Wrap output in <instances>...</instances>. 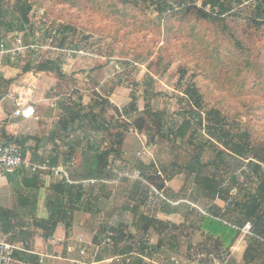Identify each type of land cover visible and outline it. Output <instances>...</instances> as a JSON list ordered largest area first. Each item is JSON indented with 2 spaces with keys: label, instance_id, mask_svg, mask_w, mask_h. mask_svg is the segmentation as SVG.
I'll return each instance as SVG.
<instances>
[{
  "label": "crops",
  "instance_id": "crops-1",
  "mask_svg": "<svg viewBox=\"0 0 264 264\" xmlns=\"http://www.w3.org/2000/svg\"><path fill=\"white\" fill-rule=\"evenodd\" d=\"M38 12L42 13L41 10ZM36 13L34 18L40 14ZM26 25L20 31L5 33L0 30V42L5 44L4 50H0V142H4L3 135H8L13 141L22 143L21 149L28 161L39 163L50 161L54 165L38 169L40 172L36 182V192L22 184L17 186V189H20L18 192L5 174L0 172V207L11 209L15 213L10 220L11 230L7 233L0 231V239L14 246L13 264L125 263L116 260V256H121L120 259L128 258L131 261L128 264H239L242 262L246 247V232L242 229L227 251L228 261L227 259L221 261L216 252L206 253L205 250L209 249L208 245L211 241H204V236L199 235V238L193 242L191 241L193 236L187 239L180 234L169 239L174 232H171L166 225L179 226L187 223L190 207L184 203L191 204V207L199 211L207 205L199 207L198 203L202 201L201 199L193 201L187 199V201L186 198L179 197L184 194L183 190V193L178 195L180 187H176L178 181L182 184V174L168 175L169 170L161 162V157L157 156L156 147L160 143L159 140L148 145L146 137L135 129L121 131L123 132H120L121 139L115 143L121 150L119 154L117 151L110 158L108 176L93 184L88 182L89 180H77L81 178L79 170H82L83 156L89 147L88 140L91 143L93 141L90 134L96 135V131L87 124L92 117L89 108L92 100L99 103L102 97L107 98L119 110L120 116L124 117L126 113L123 111L128 108L124 110L123 108L128 104L129 98L124 95L123 86L114 85L108 97L101 91L100 86L107 79L106 65L99 63L95 67V64L90 63L91 60L75 59L71 62L65 57V60L71 62L66 64L60 62L57 57L47 56L54 55L55 51L65 50L50 43L53 42V36L57 35V29L48 30L47 43L40 45L34 41L35 43L25 44L23 39L27 31ZM17 38L22 40V48L19 50L15 49ZM35 48H41L47 54L37 55L39 56L37 63L44 59L57 61L64 75L63 78L59 79L51 72L34 69L29 64L30 69L23 71L15 64L14 53L19 55L25 49L33 51ZM76 50L69 51L76 54ZM77 52L83 53L80 47ZM67 55L69 56V52ZM112 63L113 61L109 62L110 65ZM91 81L98 84L92 85ZM61 87H68L70 90L64 94L60 91ZM18 96L33 103L36 118L23 119L12 115L11 110L14 108L12 97ZM102 102L105 104L104 100ZM100 107L102 104H99ZM86 108L87 113L83 114ZM105 109L108 111L109 107L106 105ZM127 112V114L131 113V111ZM71 117L74 119L71 120ZM94 117L98 119V124L104 123L100 117ZM156 138L163 137L156 136ZM164 138L170 139L172 135L168 134ZM143 149L145 152L142 151ZM30 151L33 152V156L30 155ZM129 151L133 152L130 154ZM129 156H132L134 163L129 162L131 158ZM122 164H125L124 167L121 166ZM148 168L151 173L163 177L165 186H168L166 195L160 194L161 199L157 196L159 193L157 190L151 187L146 190L142 186L145 179L140 177V172L147 173ZM123 175L128 177L127 184H132L130 188L122 186L125 182L119 177ZM62 177H66L69 182L76 179L75 182L82 183L83 192L75 204L77 210L70 215L69 226L65 227L63 223H59L53 235L45 239L34 227L32 219L47 218L46 202L52 184ZM31 196L36 198L34 207L30 204ZM171 197L176 200L173 201ZM24 198L28 200L26 205L20 203ZM206 203L208 204L207 201ZM137 204L140 205L141 213L161 221L166 228L164 231L159 230L162 227L156 231L151 230L152 232L149 230L143 236L142 242L148 245L144 253H137L135 248L129 254H114L111 246L112 233L109 229L120 223L130 227L133 221V206ZM132 231L131 235L135 237L137 231ZM108 238L109 242L106 241ZM202 246L204 252L202 249L198 251L197 249Z\"/></svg>",
  "mask_w": 264,
  "mask_h": 264
},
{
  "label": "rangeland",
  "instance_id": "rangeland-1",
  "mask_svg": "<svg viewBox=\"0 0 264 264\" xmlns=\"http://www.w3.org/2000/svg\"><path fill=\"white\" fill-rule=\"evenodd\" d=\"M17 1L0 0V16H2L0 21L5 23L11 19L18 20L17 9L14 8ZM93 1L85 0L83 5L92 14L87 18H92L89 24L91 22L94 25L95 31L83 33L79 28L76 29L77 26H70L65 35L64 51H55L54 55H47L41 48H35L33 51L25 49L19 55L13 54L16 60L15 64L21 69L28 64L35 69L39 56L47 55L57 57L60 62L66 64L69 62L65 60V57L71 62L75 59L77 61L91 60L90 63L95 64V67L99 63L106 65L107 79L105 81L123 86L125 88L124 95L129 98L128 104L124 108L122 107L123 110L129 107L131 98H135L132 102L135 106L134 110L129 109L128 111L131 113L121 117L115 110L116 107L107 98L102 97V99H106L105 102L109 109L107 111L96 107V113L101 116L92 113L91 119L93 120V117L97 116L104 123L111 122L113 127L111 132L114 133V136L109 138L107 135L105 138V140L108 139L107 141H119L121 137H116V134L132 129L131 124L137 117L143 115L145 103L153 111L161 114L166 127L173 126L176 129L184 120L191 117L188 114L184 117L181 112L187 110L190 112L193 109L194 100L189 102L185 91L187 86L195 84L202 95L203 106L199 109L202 118L205 117L206 110L220 109L224 115L229 117L227 125H231L233 122L240 124L242 129L245 128L250 132L251 141L254 142L257 149L260 151L264 149V26L254 27L244 20L259 10L264 13V2L262 3L261 0H239L241 1L239 3L237 0H232L231 14L236 13L238 17L223 16L202 19L191 13L184 16L182 13L172 16L167 12L159 16L155 11L154 3L161 0H144L145 3H141L142 0H139L140 5L137 6L131 5V2L123 3L122 0H106V2L102 0L99 7H96L95 3H92ZM162 1L170 3L174 0ZM195 1L200 6L202 0ZM259 2H261L260 5ZM46 5L49 10L52 9V15L43 14L46 8L44 5L34 4L29 12L30 22L26 25L27 31L23 39L25 44L35 43L34 41L40 45L47 43L48 30L50 28L59 29L64 20H69L72 16H74L73 24L83 22L81 15L75 16L77 14L65 5L61 6L56 3ZM148 5L149 8H147ZM38 10H41L42 13ZM34 13L40 14L34 18ZM93 13L99 15L101 13L102 16L100 18L99 15ZM20 24H17V31H20ZM6 28L7 26L0 25L1 31H7ZM57 41L58 39L54 38V41L50 43L56 45ZM79 47L83 52L81 54L77 52ZM70 49H77L76 54L70 53ZM110 61H113L111 65ZM69 90L68 87L60 88L64 94H67ZM102 101L99 103L103 104ZM91 103L93 106L98 104L93 100ZM106 104L102 107H105ZM86 110L87 108L84 109L83 114L87 113ZM94 118L96 119L95 125H98V119ZM145 118L147 122L151 120L149 115H145ZM87 124L90 123L87 122ZM202 124H206V121L203 120ZM192 126L196 127L197 125L192 123ZM188 134L189 132L185 136L186 139L189 138ZM90 135L96 142L101 140L96 135ZM200 135L204 137V142H201L204 144L199 152L201 162L206 170L205 174L209 176L218 174L219 176L222 173L223 179L230 175L236 176L241 184L239 198L236 202L241 204L248 193L254 192L256 183L252 175L242 172L246 169V161L232 156L225 151L220 143L207 138L204 125L200 127ZM170 139H173V136ZM170 139L155 138L157 142L160 141L156 151L166 168L173 171L175 170L173 163L188 161L190 154L196 152L195 144L199 141L196 140L195 144L190 145L189 140L184 141L176 138L171 141ZM88 143L89 146H92L90 140ZM142 151L145 152V149ZM131 152L133 151H129L130 154ZM30 155L33 156L32 151H30ZM129 158V162L134 163L132 156ZM124 165L121 166L124 167ZM181 177H183L182 184L178 181V186L176 185V187H180L178 195L182 194L184 190L187 195L186 200L193 201L192 177H188L186 174H182ZM119 178L125 182L122 184L123 187L130 188L132 186V184H127L128 178ZM142 186L146 190L150 187L157 190L159 199L162 197L160 194L165 195L168 188L165 186L163 191H159L155 184L146 180ZM218 202L223 205L221 201ZM198 205L200 207L208 204L202 200ZM234 208L238 212V207L232 206L235 211ZM198 236V234L194 235L191 241L197 240ZM209 244L210 248L211 243ZM201 249L204 252L203 246L197 250L201 251ZM219 259L228 261V254L222 253ZM263 259L264 248L259 252L258 263H261Z\"/></svg>",
  "mask_w": 264,
  "mask_h": 264
},
{
  "label": "trees",
  "instance_id": "trees-1",
  "mask_svg": "<svg viewBox=\"0 0 264 264\" xmlns=\"http://www.w3.org/2000/svg\"><path fill=\"white\" fill-rule=\"evenodd\" d=\"M103 1L106 2V0ZM122 2H131V5L133 6L140 5L139 0H122ZM143 2L145 3L144 0L141 1V3ZM261 2L263 3L264 0H261ZM261 2H259V5ZM51 3L67 6L68 9H71L75 14H77L75 16H78V14L81 15L83 21L80 24H73L72 20L74 19V16H72L69 20H64L60 28L56 30L57 35L53 36V41L54 38L58 39V43L55 45L56 47L62 48L64 46L65 35L70 29V26H77L76 29L79 28L81 31H87L89 33L95 31L96 28H93L94 25L91 24V22L89 24V21L92 18H87V16H91L92 14L84 8L83 4L85 3V0H18L14 5V8L17 9L18 20L15 21L10 18L11 20L5 23L0 21V25L7 26V31H5V33L17 30V24L20 23L19 28L22 30L24 26L30 22L29 12L34 4L37 6H46L47 9L45 8L44 15H52V9L49 10V7L46 5ZM92 3H95L94 5L99 7L102 0H94ZM239 3H241V1H239ZM154 4L155 11L159 16L169 12L172 16L179 15L181 13L184 16L191 13L197 18L202 19H209L211 17L220 18L223 16L238 17L236 13L231 14L233 9L232 0H202L200 6L196 4L195 0H174L170 3L161 0ZM147 8H149V5ZM93 14L99 15L97 13ZM99 16L101 18V13ZM244 20L249 25L254 27L264 26V13H261L259 10L253 16ZM29 69L30 67L28 65L23 68V71H27ZM36 69L51 72L59 79L64 77L61 72L60 65L55 60L44 59L38 63ZM91 84L95 85L98 83L91 81ZM113 87V83L105 81V83L100 86V89L105 95H110ZM185 92L189 102H191L192 99L194 100L192 106L193 109H191L190 112L188 110L181 112L184 117L185 115L187 116V114L191 117L184 120L176 129H174L173 126L166 127L163 119L161 118V114L153 111L146 103L143 108V115L137 117L134 123L131 124L132 129H135L139 134L146 137L148 145L155 142L156 136L165 137L168 134L173 136V140H176V138H180L184 141L189 140L188 142L190 145L195 144L196 140L199 141V143L195 144L197 146L196 152L190 154L188 161L184 163H173L175 170H169L168 175L186 174V176L192 177L191 185L193 184L194 186V200H205L208 202V205L207 207H204L202 211H199V209L191 207V204H186L190 207V211L187 214V223L179 226L166 225L171 232H174V235L170 236L169 239L175 237V235L177 237L178 234L184 236L185 238H190L196 234L204 236V241H211V247L206 250V253L216 252L218 257H220L222 253L227 254L228 249L238 237L243 225L246 222H249L250 230L245 233L246 247L242 256V263L264 264V259L261 263H258L257 261L259 252L264 248V149H262V151L257 149L254 142L251 141L250 132L245 128L242 129L240 124L233 122L231 125H227L229 117L224 115L220 109L210 108L204 112L205 117L202 118L201 113L199 112V109L203 106L202 95L199 93L195 84L187 86ZM102 100L106 101V99ZM134 100L135 98L132 97L128 110H134L135 106L134 103H132ZM99 104L102 103H98L94 106L90 105L91 115L92 113L98 115L95 108L99 107ZM103 105L104 103L102 106ZM100 108L105 110V107ZM115 110L120 116L121 114L119 110L116 108ZM128 110L125 109L123 112L127 114ZM145 115H149L151 117L149 122H147ZM73 119L74 118L71 117V120ZM95 120L96 119L93 117V120L91 119L89 123L91 128L96 131V136H100L99 138L101 140H99V142L93 140L92 146H89L86 153H84L82 170H79L81 178L77 180H96L97 182L104 180L108 176L107 171L110 168V158L114 156L117 151L119 154V150H121L115 145L116 141L113 140L111 142L110 140L107 141L108 139L105 140L107 135L109 138L114 136V133L111 132V128H113L111 126V122L108 121L105 123L106 125L104 123L95 125ZM203 120L206 121V124H202ZM192 123L197 126L193 127ZM201 124L204 125L205 136L207 138L220 143L225 151L229 152L232 156L242 158L246 161V169L242 172L244 174L252 175L256 183L254 186V192L248 193L246 199L242 200V198H240L242 200L241 204L236 202L237 198H239V188L241 187V184L236 176L230 175L223 179L224 176L222 173L219 176L218 174H212L210 176L205 174L206 170L201 162L199 152L204 144L201 143L204 142V137L202 135L199 136L200 127L202 126ZM188 132L189 138L186 139L185 136H187ZM121 136V133L116 134V137ZM3 138L4 142L2 143H14L22 147L21 142L16 140L13 141V138L8 135H3ZM46 165L48 167H52L54 163L49 161ZM1 172L5 174L9 182L11 181L13 188L18 192H20V189H17V186H20V184L30 187L31 190H35L36 192V182L40 170L33 172L28 168L22 167L11 171ZM146 172L147 173L144 171L140 172V177L152 184H155L159 191H163L165 188L164 178L156 173H151L149 168ZM121 177L128 178L125 175ZM72 181L73 182H69L66 177H62L57 182H54L46 202L48 213L47 218L37 219L33 217L32 219L34 227L41 232V236L45 239H48L53 235L55 228L59 223H63L65 227H68L70 215L77 210L75 204L81 198L84 187L82 183L75 182L76 179H72ZM233 191L235 192L234 194ZM166 197H168V195ZM179 197L187 198V195L184 193ZM31 198L32 202L30 201V204L34 207L36 198L35 196H31ZM172 198L173 197H171V199ZM174 200H176V198H174ZM218 201H221L223 205ZM27 202L28 200L26 198L21 199L20 201L21 204L25 205ZM232 206H236V208L238 207V212H236L235 208L234 211ZM132 215L133 221L130 227L126 224L120 223L119 225L112 226L109 229L110 233H112L111 246L113 247L114 254H129L135 248L137 253L142 254L148 248V245L142 242L144 241L142 239L143 236L147 234L149 230L156 231L162 227L159 230L164 231L166 228V226L163 225L164 223L161 221L141 213L140 205L138 204L133 206ZM14 216L15 213L11 209L0 207L1 232L7 233L11 230L12 227L10 225V220ZM132 230L137 231V235L135 237H132L131 235ZM129 262L131 261L129 260Z\"/></svg>",
  "mask_w": 264,
  "mask_h": 264
},
{
  "label": "built area",
  "instance_id": "built-area-1",
  "mask_svg": "<svg viewBox=\"0 0 264 264\" xmlns=\"http://www.w3.org/2000/svg\"><path fill=\"white\" fill-rule=\"evenodd\" d=\"M16 48H22V40L21 38H17L16 40ZM5 44L0 42V50H4ZM13 101V112L12 115L15 117H20L23 119L36 118V110L33 103L25 100L21 96L12 97ZM28 168L31 171H37L40 168H47L46 163L39 162H30L26 159L25 154L20 146L17 144H5L0 142V172L1 171H11L18 168ZM56 170V169H54ZM135 177V176H131ZM69 181V180H68ZM91 184L96 183V180H89ZM242 230L248 232L250 230V223L246 222ZM107 242L110 241L108 238ZM13 252L14 246L9 242L0 239V264H13ZM121 256H116L115 259L118 261H122L125 263L129 262L128 258L120 259Z\"/></svg>",
  "mask_w": 264,
  "mask_h": 264
}]
</instances>
